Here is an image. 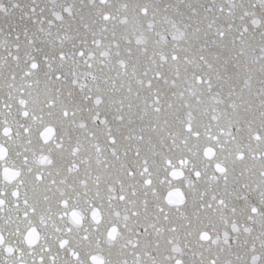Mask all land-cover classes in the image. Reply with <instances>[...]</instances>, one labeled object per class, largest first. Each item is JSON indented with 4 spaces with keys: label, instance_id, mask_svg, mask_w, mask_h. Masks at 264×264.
<instances>
[{
    "label": "snow or ice",
    "instance_id": "snow-or-ice-1",
    "mask_svg": "<svg viewBox=\"0 0 264 264\" xmlns=\"http://www.w3.org/2000/svg\"><path fill=\"white\" fill-rule=\"evenodd\" d=\"M0 264H264V0H0Z\"/></svg>",
    "mask_w": 264,
    "mask_h": 264
}]
</instances>
